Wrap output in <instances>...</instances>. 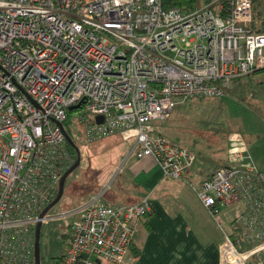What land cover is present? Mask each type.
<instances>
[{
	"label": "built area",
	"instance_id": "obj_1",
	"mask_svg": "<svg viewBox=\"0 0 264 264\" xmlns=\"http://www.w3.org/2000/svg\"><path fill=\"white\" fill-rule=\"evenodd\" d=\"M251 22V0L167 9L161 0H0V264H35V225L72 163L68 112L81 110L85 141L118 135L130 143L125 158L150 157L171 179L186 174L195 153L154 122L264 67V31ZM245 150L233 148L231 163L194 188L218 224L221 210H236L219 264H264V171ZM105 188L56 216L78 213L55 264H127L148 198L109 205Z\"/></svg>",
	"mask_w": 264,
	"mask_h": 264
},
{
	"label": "rangeland",
	"instance_id": "obj_2",
	"mask_svg": "<svg viewBox=\"0 0 264 264\" xmlns=\"http://www.w3.org/2000/svg\"><path fill=\"white\" fill-rule=\"evenodd\" d=\"M262 1L260 9L263 12L264 24V0ZM253 13L252 10V19ZM262 23L260 26H263ZM257 24L259 25L258 22ZM262 29L264 31V27ZM80 113V109L71 111L69 117L72 139L80 152V162L66 177L61 198L46 213L55 218L44 220L41 224L40 264H55L64 248L68 225L78 213H72L70 218H66L67 215L56 216L75 210L82 204L92 193L85 191L87 186L92 188L91 191L105 186L107 194L114 189V184L118 181L116 177L121 175L120 173L111 178L121 161L118 158L119 161L112 164L113 159L109 155L120 142L118 136H109L93 142L85 141L82 136L84 127L78 121L81 118ZM155 128L175 143L194 151L198 159L193 167L199 170L202 167H216L224 162L231 163L229 157L233 148L244 147L254 166L264 171V67L247 76L233 79L230 87L220 97H193L181 100L174 105L166 119L155 122ZM129 145V141L120 142L121 148L125 150H128ZM81 184L84 189L80 188ZM191 184L198 187V182ZM193 194L196 195V192ZM235 212V209L221 210L217 215L219 224L207 212L219 238L222 233V241L224 232L231 230V220Z\"/></svg>",
	"mask_w": 264,
	"mask_h": 264
},
{
	"label": "crops",
	"instance_id": "obj_3",
	"mask_svg": "<svg viewBox=\"0 0 264 264\" xmlns=\"http://www.w3.org/2000/svg\"><path fill=\"white\" fill-rule=\"evenodd\" d=\"M120 142L109 155L112 164L121 159V177H116L118 181L104 201L122 205L147 197L149 203L148 214L138 223L127 264H219L222 233L219 238L207 209L193 194L196 186L191 184L198 182L199 186L217 166L199 170L193 167L197 158L181 179H171L163 176L150 157L125 158L127 149L121 148ZM82 185L80 188L84 189ZM86 188L85 191L95 190Z\"/></svg>",
	"mask_w": 264,
	"mask_h": 264
},
{
	"label": "trees",
	"instance_id": "obj_4",
	"mask_svg": "<svg viewBox=\"0 0 264 264\" xmlns=\"http://www.w3.org/2000/svg\"><path fill=\"white\" fill-rule=\"evenodd\" d=\"M252 2V10H253V19H252V24H250V27H252L254 30L256 31H262L263 27H264V24L262 23V10L260 9L261 5H262V0H251ZM201 3V0H161V6L164 8V9H167V8H195L197 7L199 4ZM257 9V10H256ZM257 22L259 23V25L257 24ZM261 23L263 24V26H260ZM259 26V28H257ZM261 27V28H260ZM69 117H70V112L67 113V117H66V120L63 122V126H64V129L65 131L67 132V134L70 136V138L72 139V127H71V124H70V120H69ZM156 131H158L156 128H155ZM160 132V131H158ZM162 133V132H160ZM163 134V133H162ZM165 135V134H164ZM166 136V135H165ZM167 137V136H166ZM170 139V138H169ZM121 140V139H120ZM171 140V139H170ZM73 141V139H72ZM172 141V140H171ZM74 142V141H73ZM174 142V141H172ZM175 143V142H174ZM75 144V143H74ZM177 144V143H176ZM66 147H67V150L72 158V163L74 162L75 160V151L73 150V148L66 142L65 143ZM76 145V144H75ZM179 145V144H178ZM182 146V145H180ZM184 147V146H183ZM194 152V151H193ZM195 153V152H194ZM196 155V159H197V154L195 153ZM229 163L227 162H224L222 163L221 165L217 166L216 168H219L220 166H226L228 165ZM193 166V165H192ZM215 168V169H216ZM189 171V170H188ZM187 171V172H188ZM185 175V174H184ZM183 175V176H184ZM182 176V177H183ZM181 179V178H180ZM99 189V188H97ZM96 189V190H97ZM92 191L91 194L95 193V191ZM106 194V193H105ZM105 194H104V197H105ZM105 199L103 198V201ZM105 202V201H104ZM123 205V204H122ZM149 211V210H148ZM148 211L146 213L143 214L142 218L145 217L147 214H148ZM141 218V219H142Z\"/></svg>",
	"mask_w": 264,
	"mask_h": 264
},
{
	"label": "water",
	"instance_id": "obj_5",
	"mask_svg": "<svg viewBox=\"0 0 264 264\" xmlns=\"http://www.w3.org/2000/svg\"><path fill=\"white\" fill-rule=\"evenodd\" d=\"M78 106H79V104L76 106H72L69 108V110L75 109ZM96 119H97V122L101 121L100 116H98ZM62 131H63L64 138H65L66 142L75 151V160H74L73 164L61 175L59 182H58V189H57V193H56L55 197L52 199V201L47 206H45L43 208V210L41 211V213L39 215L40 220H38L36 225H35V229H34V260H35V264H40V262H39L40 261L39 238H40V228H41V224H42L41 219L61 198L66 177L78 166V164L80 162V152H79L78 147L74 144V142L72 141V139L70 138V136L67 134V132L64 130L63 127H62Z\"/></svg>",
	"mask_w": 264,
	"mask_h": 264
}]
</instances>
